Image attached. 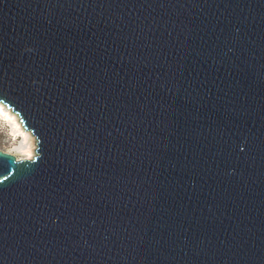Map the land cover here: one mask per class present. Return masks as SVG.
Masks as SVG:
<instances>
[{
  "label": "water",
  "instance_id": "1",
  "mask_svg": "<svg viewBox=\"0 0 264 264\" xmlns=\"http://www.w3.org/2000/svg\"><path fill=\"white\" fill-rule=\"evenodd\" d=\"M0 264H264V0H0Z\"/></svg>",
  "mask_w": 264,
  "mask_h": 264
},
{
  "label": "rangeland",
  "instance_id": "2",
  "mask_svg": "<svg viewBox=\"0 0 264 264\" xmlns=\"http://www.w3.org/2000/svg\"><path fill=\"white\" fill-rule=\"evenodd\" d=\"M8 112H10V115ZM13 118H15V120ZM17 118L18 117L15 113H13L10 109H8L4 104L0 103V150L12 153L17 158H26L27 156L23 154L24 153L23 150L32 143L30 146L33 147L32 149H34L32 150V157H31L33 158L36 149V139L29 131H26L23 128L22 124L20 125L21 122L19 118L18 119ZM19 125L20 127L22 126V129L24 130H22L21 128L19 129ZM22 132L24 134H22ZM27 132H29V134H27ZM30 138L33 141L32 140L29 141Z\"/></svg>",
  "mask_w": 264,
  "mask_h": 264
},
{
  "label": "bare ground",
  "instance_id": "3",
  "mask_svg": "<svg viewBox=\"0 0 264 264\" xmlns=\"http://www.w3.org/2000/svg\"><path fill=\"white\" fill-rule=\"evenodd\" d=\"M6 109V108H5ZM9 109V108H8ZM2 110V109H1ZM9 113V115H10V112H8ZM3 115V114H2ZM8 116V115H7ZM6 117V116H5ZM9 117V116H8ZM16 117V116H15ZM12 118V117H11ZM14 120H15V118H13ZM18 119V118H17ZM19 124V123H18ZM18 124H17V126H18ZM20 125H21V123H20ZM20 125H19V129L21 128L22 129V126L20 127ZM18 130V129H17ZM22 130H24V129H22ZM16 133V132H15ZM14 134V133H13ZM22 134H24L23 132H22ZM27 134H29V132H27ZM24 136H26V135H24ZM29 136V135H28ZM27 136V137H28ZM30 137V136H29ZM31 138H32V136H31ZM29 139V141L30 140H32V139ZM34 139V138H33ZM33 141V140H32ZM31 143V142H30ZM32 144V143H31ZM30 144V145H31ZM26 145V144H25ZM30 145H28L27 146V148H25L24 150H23V154H25L27 157L26 158H31L32 157V150H34V149H32L33 147H31ZM34 153V152H33Z\"/></svg>",
  "mask_w": 264,
  "mask_h": 264
}]
</instances>
